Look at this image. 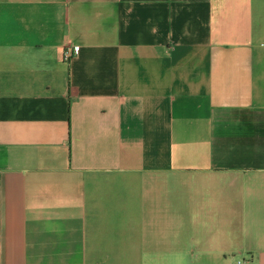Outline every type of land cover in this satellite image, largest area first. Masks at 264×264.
<instances>
[{
    "label": "crops",
    "instance_id": "1",
    "mask_svg": "<svg viewBox=\"0 0 264 264\" xmlns=\"http://www.w3.org/2000/svg\"><path fill=\"white\" fill-rule=\"evenodd\" d=\"M0 264H264V0H0Z\"/></svg>",
    "mask_w": 264,
    "mask_h": 264
},
{
    "label": "built area",
    "instance_id": "2",
    "mask_svg": "<svg viewBox=\"0 0 264 264\" xmlns=\"http://www.w3.org/2000/svg\"><path fill=\"white\" fill-rule=\"evenodd\" d=\"M77 52V47H72L69 48L65 51V59H69L71 56H73V54Z\"/></svg>",
    "mask_w": 264,
    "mask_h": 264
}]
</instances>
